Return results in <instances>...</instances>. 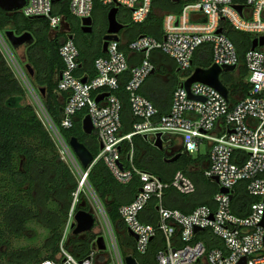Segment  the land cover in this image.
<instances>
[{
    "label": "built area",
    "instance_id": "obj_1",
    "mask_svg": "<svg viewBox=\"0 0 264 264\" xmlns=\"http://www.w3.org/2000/svg\"><path fill=\"white\" fill-rule=\"evenodd\" d=\"M156 1L99 0L104 7L129 11L131 21L137 25L145 23L152 11L160 9ZM60 2L28 0L18 12L26 18L46 19L53 36L66 34L59 49L64 69L59 76L58 91L67 94L62 128L71 129L76 114L86 110L83 120L90 117L93 133L103 146L94 163L103 161L121 184H129L135 177L142 183L134 200L120 209L127 233L136 235V238L130 235L135 252L130 256L141 264L140 259L155 244L156 264H264V45L252 49L254 40L264 38V0H171L179 9L165 11L160 37L141 34L129 43L123 44L121 39L109 42L105 56L95 61L97 75L92 79L78 74L80 50L74 37H70L75 36L74 26L81 27L84 19L93 18L95 2L69 0V13L77 21L74 26L60 13ZM229 30L250 35L251 47L244 57L227 35ZM204 46L212 49L211 66L224 68L223 73L239 70L240 78L243 70L247 71L243 79L249 88L247 92L230 90L227 86L229 96L225 99L219 91L203 83H194L189 92L182 86L194 72L196 52ZM158 54L170 58L175 71L182 74V84L173 93L171 107L161 117L158 108L141 94L146 80L158 72ZM232 66L235 70L225 71V67ZM124 82L134 120L129 133L123 132V101L115 93ZM104 94L108 96L97 102ZM44 111L50 134L59 144L69 145L45 107ZM158 133L166 146L172 150L175 147L180 154H208L202 177L216 190L211 205L197 204L188 210L170 207L169 191L188 199L198 194V184L183 170H177L171 180L165 181L135 165L133 138L142 136L154 143ZM176 141L178 144L172 145ZM126 143L130 144V152L124 161L122 147ZM66 147L69 148L63 149L62 160L70 170L80 173L83 187L94 163L84 169L69 151L70 145ZM202 148L206 149L202 151ZM223 189L228 193L221 192ZM240 192L253 198L243 211L237 202ZM80 193L78 186L68 214L71 227ZM152 202L158 220L144 223L142 214ZM104 214L109 239L104 251L95 244L88 256L79 259L66 251L62 242L55 259L39 264H127L128 256L120 250L109 216Z\"/></svg>",
    "mask_w": 264,
    "mask_h": 264
},
{
    "label": "trees",
    "instance_id": "obj_2",
    "mask_svg": "<svg viewBox=\"0 0 264 264\" xmlns=\"http://www.w3.org/2000/svg\"><path fill=\"white\" fill-rule=\"evenodd\" d=\"M94 2L93 18H96L95 15L99 13L107 18L110 8L102 6L99 0H94ZM156 2L161 10L167 12L179 9V6L171 0H157ZM58 5L60 6V13L74 26L77 21L69 13V0L62 1ZM122 10L127 11L120 8L118 19L125 25L123 30L126 29L125 31H127V43L141 34L160 37L163 17L152 11L145 23L137 25L131 21L130 12L127 11L128 13L125 15ZM9 31L14 32L17 36L24 33L33 35L34 42L25 45L28 64L35 72L33 77H29L30 83L39 93L41 89L45 90L44 96L40 94L43 105L65 141L69 143L71 138L76 137L91 150L94 157H97L100 152V145L96 133L89 136L82 129V120L87 113L86 110L76 114L71 129H64L61 126L62 110L67 94L58 91L59 76L64 69V62L59 54V49L66 39V34L61 32L57 36H53L46 19L26 18L20 12L6 13L0 9V34L3 35L7 45L15 55L21 47L14 48L8 41L6 34ZM72 32L76 36L74 39L80 50L81 68L78 74L87 75L89 79H92L97 75L95 61L105 56L102 51V35L99 43L96 44L95 38L90 34H84L79 25L74 26ZM227 35L236 43L241 57H244V53L251 47L250 35L236 33L232 30H229ZM211 64L212 49L209 46H204L195 54L193 69H207ZM242 73L243 76L237 81L234 80V76L228 73L221 76V79L230 90L243 89L244 92H247L249 88L243 81L247 71L243 70ZM173 74L175 75L173 88L165 92L162 89H156L147 94L141 91V94L158 108L159 117L168 113L172 104L173 93L182 84L180 78L177 77V73L174 72ZM124 81L126 82V80ZM125 82L115 93L123 101V132L129 133L132 131L134 120L125 90ZM133 145L134 162L138 168L150 171L165 181L171 180L172 175L177 170L185 171L199 186L198 194L193 197L195 203L211 205L216 190L202 177V167L208 160L207 153L200 152L196 156L181 154L177 162L166 164L163 162L164 153L155 148L151 140L136 136L133 138ZM148 150H151L153 155L148 159L149 161H146L147 164L149 162L154 168L165 169V171L170 169V171L160 174L148 169L146 163L144 164L145 159L142 158L144 151ZM129 152L130 144H123L122 156L124 161H127ZM177 153L181 152L174 153L173 157ZM44 174L49 175L44 183V206L49 213L58 217L59 222L53 228H47L50 237L47 239L49 244L43 247L46 252L36 247L12 248V240L25 238V232L31 228L30 224L44 226L41 222V211L34 194L37 178ZM87 181L105 206L108 216L119 235L122 231L126 234L131 251L124 250V255H135L132 250L134 240L127 233L120 215V209L134 200L142 183L137 177L129 184L119 183L103 161L94 163L89 171ZM77 190L78 184L75 182L69 166L62 160L56 142L38 117L36 109L27 102V90L17 77L0 46V264H39L43 260L55 259L59 253L60 243L68 220V212L62 208L59 194L66 192L69 204H71ZM79 198H83L82 193H80ZM185 199L187 198L175 194L174 191L167 193V203L170 207H182L180 203ZM249 200L253 201V198L247 197L242 192L238 193L237 202H240L239 206H241L242 211L248 205ZM237 202L236 206L238 205ZM79 209L80 204L77 205L76 212ZM141 219L144 223H156L158 213L155 210L154 202L145 210ZM75 240L76 242L81 241L84 244H90L95 240V236L87 234L85 239L82 240L78 236L75 237ZM70 247V243L66 244V248L69 249ZM122 247L124 248L123 245ZM82 248V246H74L78 253V255L73 254L76 258L83 259L88 256L89 253L81 254L83 252ZM157 250L158 246L153 244L149 254L140 259V263L156 264Z\"/></svg>",
    "mask_w": 264,
    "mask_h": 264
},
{
    "label": "rangeland",
    "instance_id": "obj_3",
    "mask_svg": "<svg viewBox=\"0 0 264 264\" xmlns=\"http://www.w3.org/2000/svg\"><path fill=\"white\" fill-rule=\"evenodd\" d=\"M125 10V9H124ZM122 12H124L122 10ZM99 13V12H98ZM125 15L128 13L127 11L124 12ZM158 16L163 17L165 10H161L158 9L155 12ZM96 16L97 20H101L104 18V15L99 13ZM64 29H66V27L64 26ZM63 29V30H64ZM126 30V29H125ZM125 30H123V32L121 33V41L124 42L125 41ZM100 36L97 37L95 43L98 44L99 40H100ZM0 46L1 49L3 51V53L5 54V56L7 57V59L9 60L12 68L14 69V71L17 74V77L20 79V81L22 82V84L24 85V87L27 90V102L29 104H31L37 111L38 117L41 119L42 123L44 124V126L46 127V129H50L47 125L46 119H45V111H44V106H43V102H42V96L40 95L41 93H39L38 90H36L32 84L29 81V77L30 74L28 73L26 66L29 65L28 64V60H27V54H26V46L21 47L20 49H18L15 53V55H13L12 50L10 49V47L7 45L5 38L3 37V35L0 34ZM16 57V58H15ZM19 61H17V60ZM239 70H235L231 75L234 76V80H238L239 79V74H238ZM226 73H223L222 76H224ZM177 77L182 78V74L177 73ZM175 76V75H174ZM159 88L162 89V91H167L171 88H173L174 85V80H167L165 81V84L161 85L159 84ZM162 86V87H161ZM51 132V131H50ZM52 133V132H51ZM53 140L56 142L61 157L64 160V154H63V149H68L69 146L68 144H59L58 141L56 140V138H54L53 134L51 135ZM178 144V141H176ZM176 142H174L176 144ZM171 148V147H170ZM206 148H202V151L205 150ZM71 152V154L73 155V157L78 161L77 157L75 156V154L73 153L72 150H69ZM153 155V152L151 150L148 151H144V153L142 154V158L145 159L144 160V164L147 166L148 169L155 171L157 173H165V172H169L170 169L168 171H165V169L163 170H159L158 168H154L153 166H151L148 162V159H150V157ZM67 159V158H66ZM70 167V166H69ZM173 168V167H172ZM73 178L75 180V182L78 184L79 186V192H81L83 194V198L82 199H78V205L81 203H86V207H88V211H91L95 218H96V225L93 229V231L89 234H92L95 236V240L93 242H91L90 244H84L81 241L76 242L75 237L78 236H74L73 235V231L71 229V225L69 226V219L67 221V225H66V229L62 238L61 243L63 242V247L65 248L66 251L72 253V254H77L76 249H74V246H82V250L83 252L81 254H86L92 252L95 249V244L96 241L99 237H103L105 242H107V244L109 245V239H108V227H107V220L105 219V214L107 213V210L105 208V206L101 203V201L99 200L98 196L96 195V193L94 192V190L92 189V187L89 185V183H86L83 187L81 186V176L80 173L75 171V170H71ZM49 178L48 174H44L43 176L40 175L37 178V185L34 191L35 197L37 199L38 202V206L39 209L41 211V222L42 225H38V224H30L31 228L30 230L25 232V238L21 239V240H12V248H19V247H29V248H40L43 249L44 245L47 246L49 243H47V239L50 237V233L47 230V228H53L55 225L58 224L59 220L58 217L54 214H51L47 211V209L44 206V199H43V194H44V183L46 182V180ZM121 198V197H120ZM75 199V198H74ZM59 201L62 205V208L64 210H66L68 212V214L70 215L72 208H73V204L74 201L71 202V204H69V200H68V195L66 192H61L59 194ZM107 219L111 222L113 229L116 233V237L118 240V244L120 247V250L123 252L124 254V250L130 252V246L128 244V241L126 239V234L122 231L117 232L115 225L112 223L111 219L109 217H107ZM74 222V221H73ZM72 222V223H73ZM71 223V224H72ZM87 235H82L79 236L82 240L86 238ZM60 243V246H61ZM70 243L71 247L68 249L66 248V244ZM122 245L124 246V248L122 247ZM60 250V249H59ZM44 252H46L43 249Z\"/></svg>",
    "mask_w": 264,
    "mask_h": 264
},
{
    "label": "water",
    "instance_id": "obj_4",
    "mask_svg": "<svg viewBox=\"0 0 264 264\" xmlns=\"http://www.w3.org/2000/svg\"><path fill=\"white\" fill-rule=\"evenodd\" d=\"M27 1L28 0H0V9L5 11L6 13L18 12L19 10H21L23 7L26 6ZM58 1H63V0H58ZM173 1H178V0H173ZM238 10L241 11V8H238ZM118 13H119V7H114L110 9L107 14L108 28L106 34L103 37V45H102L103 53L107 52L109 42L111 41L119 42L121 39L120 33L124 29L125 25L119 21ZM33 19H43V18L36 17ZM92 27H93V18H86L82 22L81 31L84 34H92L93 33ZM219 32H221V30ZM6 37L14 48H20L22 46L32 44L34 42V37L31 33H24L21 36H17L14 32L9 31L6 34ZM73 37L74 36H71L70 38L73 39ZM259 45H264V38H261L260 41L257 39L254 40L252 44V49H256L257 46ZM26 69L31 77L35 75V72L30 65H27ZM233 70H235L234 66L225 67V71L227 72H231ZM223 71L224 68L219 67L217 65H212L207 69L196 68L193 74L182 84V86L189 92L191 86L194 83H203L205 85H208L216 89L222 94V96L225 99H228L229 90L221 79ZM83 81L86 82V79H84ZM40 93L42 94V96H44L45 90L41 89ZM106 96H108V94L102 95L100 98L97 99V102H100ZM190 98L193 99L194 97L190 95ZM82 129L84 133L89 136L93 134L94 127L89 116H87L83 120ZM69 145L84 169H88L94 163L95 157L93 153L84 143L80 142L78 138L76 137L71 138L69 141ZM163 145H164V140L162 138V134L158 133L156 135L154 147L159 149L160 151H163L164 149ZM102 148L103 146L100 145V149ZM180 157L181 154L177 153L174 157L166 160L165 163L173 164L177 162L180 159ZM221 192L228 193V191L224 189L221 190ZM86 206H87L86 203H81L80 209L77 211L75 215V222L72 224L71 227L74 236L87 235L93 231L96 225V218L94 214L91 211H88L86 209L87 208ZM262 227L264 228V220L262 223ZM130 235L136 238L135 234L130 233ZM96 245L100 251H104L106 249L105 240L103 237H99L97 239ZM126 263L138 264L137 260L132 256L126 257Z\"/></svg>",
    "mask_w": 264,
    "mask_h": 264
},
{
    "label": "crops",
    "instance_id": "obj_5",
    "mask_svg": "<svg viewBox=\"0 0 264 264\" xmlns=\"http://www.w3.org/2000/svg\"><path fill=\"white\" fill-rule=\"evenodd\" d=\"M66 29H68V27H66ZM126 32L127 31L124 32L125 33L124 34L125 35L124 36L125 41L123 42V44L127 43V41H128V36H127ZM156 63L158 65V72L156 74H154L153 76L149 77L146 80V82L144 83V85L142 86L141 91L144 94L155 91L156 89L157 90L160 89L159 84H161V85L165 84L166 79L170 80V81L174 80V74L173 73L174 72L177 73L175 71L174 62L170 58H167V57L163 56L162 54H158V57L156 59ZM173 151H174V153H176L175 147H174ZM196 205H197V203H195V200L193 199V197L185 199L183 202L180 203V206H182L183 208H185L187 210L191 209L192 207H194Z\"/></svg>",
    "mask_w": 264,
    "mask_h": 264
},
{
    "label": "flooded vegetation",
    "instance_id": "obj_6",
    "mask_svg": "<svg viewBox=\"0 0 264 264\" xmlns=\"http://www.w3.org/2000/svg\"><path fill=\"white\" fill-rule=\"evenodd\" d=\"M92 28H93V33L90 35H92L95 38V40L97 39L98 36H101V35L103 38L104 35L106 34L107 28H108L107 18H104L101 20H97L96 18H93V27ZM75 37L76 36H74V38ZM163 146H164V149L162 152L165 155L163 157V162L165 163L166 160L173 157L174 151L170 147L166 146L165 144Z\"/></svg>",
    "mask_w": 264,
    "mask_h": 264
}]
</instances>
